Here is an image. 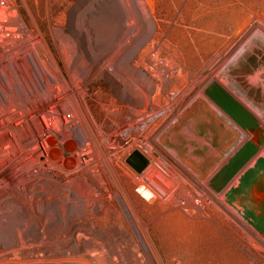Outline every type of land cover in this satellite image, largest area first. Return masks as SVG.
I'll return each mask as SVG.
<instances>
[{"label":"rangeland","instance_id":"obj_1","mask_svg":"<svg viewBox=\"0 0 264 264\" xmlns=\"http://www.w3.org/2000/svg\"><path fill=\"white\" fill-rule=\"evenodd\" d=\"M135 1L151 23L138 22L136 52L123 55L142 77L149 78L140 80L149 98L142 99L141 90L125 92L126 82L109 68L82 73L86 93L73 89L95 133L93 150L88 152L76 141L68 152L78 159L75 164L64 169L63 159L57 160L58 166L44 161L45 169L53 179H87L100 189L108 223L119 219L134 233L130 221L139 219L143 227L138 232L141 238L146 233L152 238L155 253L140 242L147 264H264V233L232 198V189L250 166L245 158L240 160L245 157L240 153L243 145L253 142L264 157V0ZM0 3L10 4L33 33L48 40L68 80V69L76 61L94 64L86 31L110 17L106 0ZM55 28L72 36L73 46L63 49ZM124 33L123 29L122 38ZM28 50L26 55L31 57ZM122 60L116 68L122 67ZM213 84L221 85L256 116L259 132L244 128L207 94ZM46 97L36 106L54 99L52 94ZM64 117H60L62 124L67 123ZM41 125L48 133H58L63 143L68 135L79 139L78 130L88 124L74 121L63 133L53 121L47 125L41 119ZM27 127V134L33 133V127ZM5 132L9 134L7 127ZM135 149L150 159L143 171L127 162ZM40 177L41 182L27 183L37 184L41 200L57 201L47 193L52 182L44 170ZM90 214L97 219L96 208Z\"/></svg>","mask_w":264,"mask_h":264},{"label":"bare ground","instance_id":"obj_2","mask_svg":"<svg viewBox=\"0 0 264 264\" xmlns=\"http://www.w3.org/2000/svg\"><path fill=\"white\" fill-rule=\"evenodd\" d=\"M106 3L110 6V17L86 31L95 65L85 60L76 61L68 69L70 80L61 70L48 40L42 34L33 33L10 4L0 3V111L4 112L0 114V264H145L147 260L140 248L141 241L155 254L152 238L147 233L141 238L138 232L143 227L139 219L130 221L134 233L119 219L108 223L103 218L100 189L87 179L74 178L66 182L53 179L52 172L44 166V161L58 166L59 155L64 161V169L75 164L78 159L68 152L76 141L88 152L93 150L95 133L91 130L86 109L73 89L77 88L80 95L86 93L82 73L109 68L126 82L125 92L141 90L144 93L141 97L146 100L150 96L140 82L141 78H149L142 77L123 55L136 52L138 22L146 19L151 23L150 16L141 11L135 0H113L111 4L106 0ZM122 25L126 27L122 28ZM123 29L124 38L121 35ZM53 31L63 49L75 43L72 36L60 29ZM93 34L97 39L93 40ZM26 48L31 57L26 55ZM119 60L123 62L122 67L116 68ZM47 94H52L54 99L46 105L36 106L38 100L47 98ZM61 116H65L66 124H62ZM41 118L47 125L54 119V126L61 133L68 131L74 121H85L88 125L78 130L79 139L68 135L62 143L58 133H48L41 125ZM29 125L34 130L31 134L26 131ZM22 133L19 138L17 134ZM25 151L27 153L22 154ZM244 158L239 159L243 161ZM18 159H22L21 162ZM43 170L52 182L47 193H53L57 201L50 197L41 200L37 184L27 183V180L41 182ZM97 175L101 179V175ZM94 208L98 214L95 220L90 214Z\"/></svg>","mask_w":264,"mask_h":264},{"label":"crops","instance_id":"obj_3","mask_svg":"<svg viewBox=\"0 0 264 264\" xmlns=\"http://www.w3.org/2000/svg\"><path fill=\"white\" fill-rule=\"evenodd\" d=\"M210 8V5H209ZM201 30H210V26H201L199 27ZM246 117H242L246 123V129L248 130H260V124L256 119V116L248 109L245 112ZM186 133H189L188 131ZM261 136L264 138V132L261 133ZM246 144H251L252 146L249 148H245ZM246 149V150H245ZM240 153H243L245 158L247 157L245 164L248 162L250 166L243 172V175L240 177L239 183L232 189V198L235 202H237L243 208L244 212H247V216L249 220L255 225V227L259 230V232L264 233V171L256 172L253 180L248 183L244 187V178L247 175L252 174L256 170L257 163L264 159V157H260L257 152V146L253 142H246ZM249 156V157H248ZM260 158V159H259ZM261 173L262 176L260 175ZM239 189L245 190L242 194H237V190ZM243 198H242V196Z\"/></svg>","mask_w":264,"mask_h":264},{"label":"trees","instance_id":"obj_4","mask_svg":"<svg viewBox=\"0 0 264 264\" xmlns=\"http://www.w3.org/2000/svg\"><path fill=\"white\" fill-rule=\"evenodd\" d=\"M207 94L218 104H220L224 109H227V111L233 116V118H235L243 127L247 126V122L242 118L244 110L246 112L247 109L238 100L229 96V94L221 85L213 84L208 88ZM251 146V144H246L245 148H249ZM246 159L247 157L244 159V161Z\"/></svg>","mask_w":264,"mask_h":264},{"label":"water","instance_id":"obj_5","mask_svg":"<svg viewBox=\"0 0 264 264\" xmlns=\"http://www.w3.org/2000/svg\"><path fill=\"white\" fill-rule=\"evenodd\" d=\"M61 156L57 160H60ZM127 162L136 170L143 171L150 164V159L141 150L135 149L127 157Z\"/></svg>","mask_w":264,"mask_h":264},{"label":"flooded vegetation","instance_id":"obj_6","mask_svg":"<svg viewBox=\"0 0 264 264\" xmlns=\"http://www.w3.org/2000/svg\"><path fill=\"white\" fill-rule=\"evenodd\" d=\"M243 116L244 117H246L245 116V113L243 114ZM260 159V158H259ZM256 171L255 172H253L252 174H250V175H247L245 178H244V187L246 186V185H248V183L249 182H251L252 180H253V178H254V176H255V173L256 172H263L264 171V159H261L258 163H257V166H256V169H255ZM262 174L263 173H261L260 175L262 176ZM244 191L245 190H243V189H239V191L237 190V194H242V193H244ZM242 196V195H241ZM242 198H243V196H242Z\"/></svg>","mask_w":264,"mask_h":264},{"label":"built area","instance_id":"obj_7","mask_svg":"<svg viewBox=\"0 0 264 264\" xmlns=\"http://www.w3.org/2000/svg\"><path fill=\"white\" fill-rule=\"evenodd\" d=\"M65 118V117H64ZM44 122H45V120L43 119V118H41ZM66 119V118H65ZM51 121H53L54 122V119H51ZM46 123V122H45Z\"/></svg>","mask_w":264,"mask_h":264}]
</instances>
